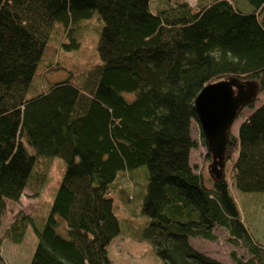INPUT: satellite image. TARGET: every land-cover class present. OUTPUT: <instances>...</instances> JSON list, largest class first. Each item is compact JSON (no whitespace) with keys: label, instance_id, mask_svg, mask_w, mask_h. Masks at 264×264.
Instances as JSON below:
<instances>
[{"label":"trees","instance_id":"16d2710c","mask_svg":"<svg viewBox=\"0 0 264 264\" xmlns=\"http://www.w3.org/2000/svg\"><path fill=\"white\" fill-rule=\"evenodd\" d=\"M160 1L0 0V222L8 201L62 162L29 264H115L118 218L131 220L118 215L128 201L120 184L142 189L141 177L140 233L154 264H221L189 243L215 241L216 227L249 255L232 253L234 264H264V234L250 233L235 198L264 197V100L245 105L229 131L219 179L205 183L189 165L202 87L234 77L264 91V0H245L247 10L236 0ZM94 14L101 26L87 51ZM60 70L64 78L46 80ZM34 221L18 213L1 237L20 244ZM0 264H9L1 252Z\"/></svg>","mask_w":264,"mask_h":264},{"label":"rangeland","instance_id":"374dc122","mask_svg":"<svg viewBox=\"0 0 264 264\" xmlns=\"http://www.w3.org/2000/svg\"><path fill=\"white\" fill-rule=\"evenodd\" d=\"M191 6H196L199 2L205 0H184ZM241 9L247 10L245 0H236ZM154 6L156 9L161 8L163 2L155 0ZM86 31H82L83 45L89 51L91 42L97 37V31L101 26L97 14H94L88 21L84 22ZM95 37V38H94ZM77 63L82 64L81 56L76 58ZM84 62V61H83ZM67 75L65 71H55L46 75L48 82H54L64 78ZM127 99L131 98V94L124 95ZM264 100V91L256 94L254 105L259 104ZM249 112L247 107H244L233 121L230 131L235 132L238 124L243 117ZM200 127L195 121L191 122L190 134L192 139L197 142V147L190 150L189 165L195 174H200L205 183L209 179V164L210 156L207 155L206 147L200 144ZM207 156L209 157L207 159ZM62 162L58 158H54L48 165L47 173L43 181L32 179L28 186L23 190L17 202H7V210L0 222V252L9 264H29L32 252L37 242L34 228L39 227V219L37 216H46L49 211V205L52 200V195L55 192L56 185L61 175ZM143 171V168L139 169ZM137 184L142 186V189L132 186L130 183L125 184L122 181L121 187L126 189L128 201L123 198V202L118 203V215L121 218L131 219L123 221L118 218L120 230L113 239L110 247V256L115 264H154L153 252L151 246L141 236V230L144 228L146 219L143 217L140 204L142 194L144 193V180L138 178ZM237 205L244 225L249 229L250 233L257 239H262L264 234V197L258 193L236 192L235 195ZM22 213L23 215L32 217L35 221L30 224L26 230L24 239L20 244H11L1 237L2 230L10 224L15 215ZM118 217V216H117ZM36 219L38 222L36 223ZM213 233L217 236L215 241H206L201 238H190V245L202 254L217 260L221 264H234L231 254L234 253L238 259L246 260L249 255L244 247L239 243H233L228 232L221 227H216Z\"/></svg>","mask_w":264,"mask_h":264},{"label":"water","instance_id":"95a60500","mask_svg":"<svg viewBox=\"0 0 264 264\" xmlns=\"http://www.w3.org/2000/svg\"><path fill=\"white\" fill-rule=\"evenodd\" d=\"M257 85L234 77L205 85L194 98L200 132L210 156L209 174L219 179L224 169L225 142L242 107L256 97Z\"/></svg>","mask_w":264,"mask_h":264}]
</instances>
